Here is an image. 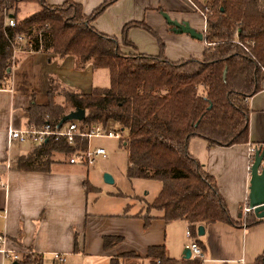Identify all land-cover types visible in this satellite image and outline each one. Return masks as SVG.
Returning <instances> with one entry per match:
<instances>
[{
	"label": "trees",
	"instance_id": "trees-1",
	"mask_svg": "<svg viewBox=\"0 0 264 264\" xmlns=\"http://www.w3.org/2000/svg\"><path fill=\"white\" fill-rule=\"evenodd\" d=\"M108 0L92 14L81 4L67 0L50 5L48 0H0V89L9 86L13 69L24 55L13 60L11 41L17 35L34 40L35 52H51L59 58L74 57L76 69L91 65L108 70L110 86L90 93L67 92L64 105L33 101L28 109L29 125L50 124L58 129L70 112L82 109L84 127L116 123L130 141H124L129 155L131 179L155 180L162 190L148 205L158 210L166 222L186 221L197 238L200 226L218 222L237 226L223 198L216 178L189 152L193 138L209 147L230 148L250 142L249 100L264 86V0H206L197 6L207 21L205 36L209 47L202 58L173 62L165 56L164 40L149 25L130 22L120 38L99 32L93 23L114 3ZM23 4H38L40 10L19 18ZM17 20L7 27V17ZM140 29L157 42V55L139 53L129 32ZM227 70L226 77H224ZM54 82V81H53ZM58 85L55 82V87ZM88 140L77 139L71 147L64 140L50 138L34 153L17 158L14 168L23 172H46L56 163L55 155L67 159L77 149L87 150ZM248 224L263 221L253 213ZM150 217L146 219V225ZM105 249L116 247L121 237H104ZM202 246V245H200ZM138 263H130V261ZM40 255H25L21 264H42ZM110 264H202L201 260L169 258L164 246L151 247L142 259L122 253ZM254 264H264V254Z\"/></svg>",
	"mask_w": 264,
	"mask_h": 264
},
{
	"label": "crops",
	"instance_id": "crops-1",
	"mask_svg": "<svg viewBox=\"0 0 264 264\" xmlns=\"http://www.w3.org/2000/svg\"><path fill=\"white\" fill-rule=\"evenodd\" d=\"M66 1L48 0V3L61 5ZM73 1L81 4L84 13L90 15L108 0ZM192 6H195L192 0H119L93 26L103 34L120 38L125 25L144 21L162 37L180 39L186 45L181 46L178 58L170 57L179 60L171 61L189 57L200 59L209 47L206 40L199 41L188 34L171 37L170 33H175L161 16L162 12L167 13L172 19L181 23L187 21L204 33L207 25L192 11ZM142 32L131 30L130 41L138 46L139 53L157 55V45L147 37L149 35L144 33L146 42L140 44L137 37ZM21 55L24 57L14 67L9 86L0 89V233L7 235L9 250H28L40 255L42 264H57L55 254L64 255L65 264H97L99 261L110 264L112 258L128 252L145 259L149 249L155 246H164L169 258L182 260L192 241L202 245L205 264H254L264 254V220L253 224L244 222L251 180L249 148L264 145V86L249 100L252 111L249 144L224 148L209 147L208 143L191 145L190 142L189 152L216 178L231 216L239 222L237 226L221 222L204 225V235L194 238L189 237L188 222H166L161 211L148 212L151 203L136 213L125 210L134 209L135 203L125 206L118 203L120 209L116 214L108 210L112 205L99 209L102 189L98 184L97 166L88 169L56 162L46 172H23L14 168L17 158L32 154L39 146L30 142L14 144L18 150L12 153L14 145L9 146L8 131L29 126L31 103L48 105L55 81L61 88L75 93L88 94L94 88H108L95 85L97 71L90 64L83 70L76 69L74 57L59 58L51 52ZM55 102L64 105V95L56 92ZM111 127L119 128L114 122ZM25 144L32 147L22 148ZM110 194L111 197L101 201L107 200L110 205L111 201L118 200ZM91 196H94L93 204ZM147 217H150L148 225ZM108 236L121 237L122 242L105 249L103 239ZM0 264L13 263L0 253Z\"/></svg>",
	"mask_w": 264,
	"mask_h": 264
},
{
	"label": "rangeland",
	"instance_id": "rangeland-1",
	"mask_svg": "<svg viewBox=\"0 0 264 264\" xmlns=\"http://www.w3.org/2000/svg\"><path fill=\"white\" fill-rule=\"evenodd\" d=\"M196 5L201 6L203 5L206 0H192ZM201 4V5H199ZM192 6V11L201 17V20L206 23L205 17L203 16V11L201 8H197V6ZM40 10V6L38 4H23L21 6V11L18 14L19 18H27L36 12ZM160 13V11H159ZM166 14V13H165ZM194 14V15H195ZM161 16H163V12L161 13ZM164 18V17H163ZM196 18H198L196 16ZM154 30V29H153ZM172 31V29H170ZM144 31V30H143ZM155 31V30H154ZM156 32V31H155ZM149 35V39H152L154 41V44L157 45V54L160 52V48L156 42V40L146 31L142 32V34L138 35V40L140 44L145 41L146 42V35ZM205 36H206V32ZM165 42L166 48H165V56L169 60H179V59H170L171 58H178V54L181 52L180 48L181 46H186L182 43V40H172L170 37H162L160 34H158ZM171 37H181L179 35L170 33ZM196 41V40H195ZM199 43V42H198ZM201 43V42H200ZM135 44V43H134ZM147 44V43H146ZM136 45V44H135ZM137 46V45H136ZM138 48V46H137ZM147 50H150L147 48ZM139 51V49H138ZM200 54V53H199ZM191 58V57H189ZM188 58V59H189ZM97 71L96 77L94 79L96 86H110V76L108 70H95ZM59 86L58 81H55ZM54 87V86H53ZM55 93L60 92L62 95L65 96V94L68 92L65 89L61 87H55L54 89ZM124 135L127 136V133L124 132ZM191 145H207L206 141L201 138H193ZM190 141V142H191ZM189 142V145H190ZM90 146L92 149L95 148H104L107 151V157L101 158L98 160L96 166H97V179L98 184L101 186L102 192L99 195V209H102L105 206H111L112 208L108 209L111 210L110 214H116V212L119 211L120 207L118 203H123L124 206L127 204H136V207L134 209H125L127 212L130 210L131 213H136L141 210H143L144 207H146L147 204L153 203L152 201L158 196L160 189L162 188V183L155 180H143V179H131L128 176V170H129V155L128 151L125 148L124 141L116 140V139H93L90 141ZM29 147H32L30 144H25L22 146L24 149H28ZM38 148V147H37ZM36 148V149H37ZM35 149V150H36ZM17 145H14L12 147V153L17 152ZM34 150V151H35ZM34 153V152H33ZM190 154L194 156L191 152ZM55 160L59 163H68V159L61 155H55ZM195 157V156H194ZM196 158V157H195ZM105 175H110L114 179V183H106L105 181ZM110 193H113L116 197V202H112V204H108L106 199L107 197H111L112 195ZM94 196H91L90 203H94ZM98 197V198H99ZM106 210V208H104ZM122 210V209H121ZM122 212V211H120ZM120 214V213H118ZM249 219L245 218L244 222L248 223ZM191 242H189V245ZM107 262L99 261L97 264H105ZM130 263H138L136 261H130ZM78 264V263H76Z\"/></svg>",
	"mask_w": 264,
	"mask_h": 264
},
{
	"label": "built area",
	"instance_id": "built-area-1",
	"mask_svg": "<svg viewBox=\"0 0 264 264\" xmlns=\"http://www.w3.org/2000/svg\"><path fill=\"white\" fill-rule=\"evenodd\" d=\"M203 16L205 17L204 14ZM6 25L7 27L14 29L17 27L18 22L16 19L9 16L7 17ZM11 47L13 49L14 61L21 54L35 53L34 40L26 35H17L15 39L11 41ZM8 138L10 147L14 144H24L29 142L41 147L50 138H54L56 141L64 140L71 147L77 146V139H86L89 142L93 139H116L120 141H130L129 137L125 136L124 132H122L120 128L111 127V125L105 127L100 124L93 125L91 127H84L82 122L79 121H70L58 129H53L50 124H45L42 127L32 124L24 129L10 128L8 131ZM258 149L264 151V145H255L249 148V172H251L255 153ZM106 157L107 151L104 148L92 149L91 146H89L87 150L77 149L75 153L68 158V164L89 169L96 166L99 159ZM251 213H253V211L250 209L249 205L246 206L244 208L245 217ZM190 235L191 234L189 233V237ZM7 246V235L5 233H0V253H2L5 259L11 263L21 264L25 255H36L28 250L21 252L11 251ZM187 249L191 251L193 258L199 259L202 264H205V252L195 241H192L191 244L187 246ZM54 260L57 264L67 263V258L61 254H55Z\"/></svg>",
	"mask_w": 264,
	"mask_h": 264
},
{
	"label": "water",
	"instance_id": "water-1",
	"mask_svg": "<svg viewBox=\"0 0 264 264\" xmlns=\"http://www.w3.org/2000/svg\"><path fill=\"white\" fill-rule=\"evenodd\" d=\"M163 17L167 24L172 28L175 34H188L193 39L203 41L205 40L204 33L198 32L187 21L179 22L172 19L169 14L163 12ZM227 70H225L224 77H226ZM86 118L85 110L78 109L67 114L59 123L58 128H61L64 124L70 121L82 122ZM264 151L258 149L255 153L254 162L251 167V180H250V193H249V207L253 211L254 215L261 220H264ZM106 183L113 184L114 179L110 175H105ZM205 229L200 226L198 234L203 236ZM185 259L192 257L191 251L187 249L185 253ZM19 264V263H13Z\"/></svg>",
	"mask_w": 264,
	"mask_h": 264
}]
</instances>
